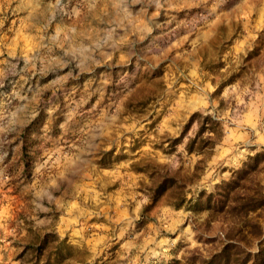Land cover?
<instances>
[{
	"label": "rangeland",
	"instance_id": "374dc122",
	"mask_svg": "<svg viewBox=\"0 0 264 264\" xmlns=\"http://www.w3.org/2000/svg\"><path fill=\"white\" fill-rule=\"evenodd\" d=\"M0 264H264V0H0Z\"/></svg>",
	"mask_w": 264,
	"mask_h": 264
},
{
	"label": "trees",
	"instance_id": "16d2710c",
	"mask_svg": "<svg viewBox=\"0 0 264 264\" xmlns=\"http://www.w3.org/2000/svg\"><path fill=\"white\" fill-rule=\"evenodd\" d=\"M210 121L212 122L211 125H214V126L218 123V120H216V119L214 120V119H213L212 117H210L209 115L206 116L205 120L202 122L203 125H202V128H201V130H200L201 133H202L203 131H205L206 129L212 131V128H211L210 126H207V125H206V124H208ZM207 127H209V128H207ZM212 140H213V138L209 136V140H207V141H212ZM191 142H192V143L196 142V139H195V138L192 139ZM209 143H213V142H209Z\"/></svg>",
	"mask_w": 264,
	"mask_h": 264
}]
</instances>
